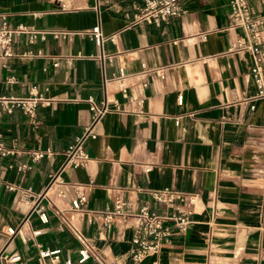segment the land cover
I'll return each instance as SVG.
<instances>
[{
    "label": "crops",
    "instance_id": "obj_1",
    "mask_svg": "<svg viewBox=\"0 0 264 264\" xmlns=\"http://www.w3.org/2000/svg\"><path fill=\"white\" fill-rule=\"evenodd\" d=\"M248 3L263 19L264 40V0ZM139 5L0 0V22L44 32L31 43L25 34L12 36V52L33 57L0 56V95L37 91L46 98L32 116L0 108V142L14 149L0 156V249L20 256L13 264H38L37 242L76 264L71 232L56 227L50 208L40 223L24 191L40 193L59 168L67 145L89 123V97L108 110L84 142L87 163L60 173L68 183L91 181L86 211L63 215L103 261L123 262L132 219L117 217L99 237L100 212L115 198L136 209L148 200L145 190L167 187L196 194L192 223L135 264H264V100L254 97L250 55L226 51L243 33L228 27L227 0H189L184 14L158 24L134 22ZM95 25L98 44L90 33ZM142 64L164 67V78L141 73ZM35 150L43 155L32 161ZM20 164L29 168L18 170ZM63 190L61 198L50 196L59 209L73 197L68 185ZM7 226L19 230L4 246Z\"/></svg>",
    "mask_w": 264,
    "mask_h": 264
},
{
    "label": "built area",
    "instance_id": "obj_2",
    "mask_svg": "<svg viewBox=\"0 0 264 264\" xmlns=\"http://www.w3.org/2000/svg\"><path fill=\"white\" fill-rule=\"evenodd\" d=\"M189 0H140L137 11L133 14V21H143L146 23L158 24L161 20L172 17H179L186 12L185 2ZM229 6V24L230 28H239L242 36L236 37L231 41L226 49L227 52L246 51L250 55L249 76L255 87L254 97L264 100V40L260 39V25L262 17L254 14L248 0H227ZM91 37L98 44L101 37L97 25L90 29ZM25 34L27 42L31 43L35 38H43L44 32L27 27L21 23L9 28L3 19L0 22V56H16L18 58H31V51H23L14 54L11 50V41L13 35ZM204 38V35H201ZM141 73L153 74L159 78H164V67L146 68L141 65ZM120 79L125 73L122 68L118 69ZM121 84V82H119ZM46 98L37 91H30L27 95H0V108L9 113L13 110H19L23 114L32 116L35 108L39 104L45 103ZM91 111L88 125L79 135L73 137L67 145L63 160L59 168L53 173L48 174L47 182L43 190L33 195L29 188L24 193L33 200L31 211L37 216L40 223L47 222L46 209L50 208L56 215L58 223L56 227L59 230L67 229L71 232L78 242L76 264H81L88 258L93 264H113L112 261L106 263L95 252L93 244L84 237L74 225L69 217L63 215L64 211L84 213V203L86 201V192L91 187V181L82 184L68 183L63 180L60 173L65 168H75L87 163L89 157L84 150V142L87 138H94L91 132V126L94 121L103 112L107 111L105 101L96 104L91 97L87 99ZM252 105L250 108L252 109ZM14 153L13 148L5 147L0 142V156H7ZM43 152L35 150L31 152V160L40 158ZM29 168L26 164L17 166L18 170ZM68 185L73 191V197L69 199L65 209H59L55 206L51 195L61 198L64 196L63 187ZM8 189L13 186L7 185ZM145 193L147 201H143L136 209H131L128 202L115 198L112 207H106L100 212V230L98 236H101L102 230L109 227L111 222L117 217L132 219V234L129 238V248L121 264H135L148 253H157L161 247L169 243L171 239L178 235H184L189 225L192 223V214L197 202L195 193L176 191L170 188L147 189ZM45 199V203L41 200ZM25 219L22 221L24 222ZM20 226V225H19ZM19 226H7L5 235L7 236L5 245L18 232ZM32 235L39 234V230H33ZM36 261L38 264H73L70 258H61L59 248H47L41 243H35ZM4 248L0 249V264H13L19 261L20 256L17 253L6 254ZM253 264V263H250Z\"/></svg>",
    "mask_w": 264,
    "mask_h": 264
}]
</instances>
